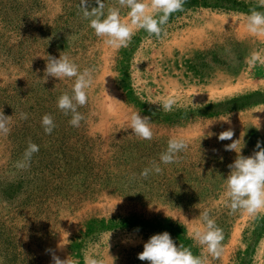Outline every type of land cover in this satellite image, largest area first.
I'll return each mask as SVG.
<instances>
[{"label":"rangeland","instance_id":"1","mask_svg":"<svg viewBox=\"0 0 264 264\" xmlns=\"http://www.w3.org/2000/svg\"><path fill=\"white\" fill-rule=\"evenodd\" d=\"M196 1L183 2L159 34L138 30L113 50L89 27L81 0H0V113L10 117L0 133V264H53V255L148 264L137 254L164 231L206 264H264V210L233 211L223 196L236 158L225 146L242 139L244 156L258 140L264 147V34L247 31L248 13L212 6L264 12V0ZM104 5L127 20L119 0ZM60 53L93 74L78 127L56 106L74 78H41L47 55ZM168 98L175 103L165 111ZM129 108L150 118L151 140L129 135ZM46 113L50 134L40 122ZM229 128L231 140L217 138ZM171 137L187 148L141 176ZM29 140L39 150L18 168ZM204 209L222 229L219 257L187 235Z\"/></svg>","mask_w":264,"mask_h":264},{"label":"clouds","instance_id":"2","mask_svg":"<svg viewBox=\"0 0 264 264\" xmlns=\"http://www.w3.org/2000/svg\"><path fill=\"white\" fill-rule=\"evenodd\" d=\"M91 3L92 0H81L82 15L88 20V25L95 35L102 39L104 45L113 50L126 47L138 30L143 29L149 34H159L161 25L167 22L169 15L183 6V0H119L120 6L128 9L127 20H124L121 18L119 7L110 6L105 11L104 0H94L95 7L90 6ZM245 27L251 34H264V12L252 10L246 14ZM61 53L58 57L47 55L44 74L41 78L43 80L49 76L58 79L74 78L71 91L61 93L57 97L56 106L65 115H70L68 123L71 126L78 127L84 117L77 108L87 102V90L93 84V74L88 68L80 70L69 55ZM174 103L175 101L171 98L165 99L162 103L163 110L170 111ZM27 115L22 112L20 118L26 119ZM9 118L0 113V133L6 134L9 131ZM125 119L127 129H131L129 135H135L144 140L152 139L153 129L148 116H141L140 111L129 108ZM255 119L259 128V119ZM219 121L228 122L229 116ZM40 122L46 134L53 131L55 123L51 114H44ZM205 128L202 129L201 135L212 136L211 131L205 133ZM233 134L229 128L220 132L217 138L231 140ZM243 146L242 139L233 140L225 146L226 149L236 153V158L228 165L229 172L223 177V196L231 210H241L249 216H255L264 210V147L258 140L253 154L244 156L241 154ZM186 148L184 139L169 138L166 148L159 153L158 161H151L140 175L146 177L150 173H160L162 164L173 163L178 158V154ZM38 150L39 146L29 140L24 149L23 158L17 162L16 167H27L32 155ZM184 218L188 222L196 220V225L188 229L187 235L201 245L203 251L212 257H219L222 252L223 233L222 229L216 225L215 219L209 215L208 209L199 212L198 216L191 220L185 216ZM137 258L147 261L148 264H206V257L194 256L190 248L176 244L167 231L151 235L143 243V250L137 254ZM52 260L53 264H79L78 260L69 256L62 260L53 255ZM84 264H104V262L93 255H86Z\"/></svg>","mask_w":264,"mask_h":264},{"label":"trees","instance_id":"3","mask_svg":"<svg viewBox=\"0 0 264 264\" xmlns=\"http://www.w3.org/2000/svg\"><path fill=\"white\" fill-rule=\"evenodd\" d=\"M186 5H194L197 1L196 0H191L190 1V3H189V1L187 2V0H185V1H183ZM205 5H207L206 3H205ZM212 4H210V6H211ZM212 6H218V7H221V8H228V9H232V10H239V11H244V12H246V13H250V11H252V10H250V9H244L243 7H240V6H238V5H232V6H230V7H228V6H224V5H222V4H215V5H212ZM239 98H244V97H239ZM239 98H236V99H232L231 101H234V100H239ZM230 101V102H231Z\"/></svg>","mask_w":264,"mask_h":264}]
</instances>
